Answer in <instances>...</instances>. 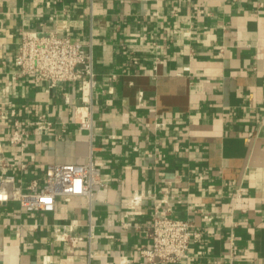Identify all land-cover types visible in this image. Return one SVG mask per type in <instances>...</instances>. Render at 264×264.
I'll return each instance as SVG.
<instances>
[{
  "label": "crops",
  "instance_id": "obj_1",
  "mask_svg": "<svg viewBox=\"0 0 264 264\" xmlns=\"http://www.w3.org/2000/svg\"><path fill=\"white\" fill-rule=\"evenodd\" d=\"M41 29L92 48L94 87L48 91L19 75L22 33ZM12 108L27 144H11L14 118L0 119V158L11 163L0 174L43 181L48 164L84 163L94 146L108 180L91 214L81 196L58 197L52 211L1 202L0 264H89V245L91 264H151L140 249L157 206L203 233L181 264H228L233 222L239 263L264 264V0H0V110ZM91 109L93 130L81 128ZM139 190L150 195L128 209ZM67 224L84 237L78 247L55 241Z\"/></svg>",
  "mask_w": 264,
  "mask_h": 264
},
{
  "label": "built area",
  "instance_id": "obj_2",
  "mask_svg": "<svg viewBox=\"0 0 264 264\" xmlns=\"http://www.w3.org/2000/svg\"><path fill=\"white\" fill-rule=\"evenodd\" d=\"M160 44L156 48L160 49ZM154 68H157L159 56L153 53ZM135 63L139 62V57H135ZM16 64L19 68V75L31 77L35 81H43L47 84V90L63 85L70 81H88L90 87H94L95 69L94 53L91 47H87L81 40L72 38L69 35H62L56 31L35 30L23 31L22 39L16 54ZM112 75L111 79H115ZM1 90L11 91L10 82L6 81ZM141 96L143 93L141 92ZM16 108L8 112L0 110V119L9 121L10 117L14 120L10 127L9 141L11 144L26 146L27 132L21 128L20 121L16 117ZM39 132H48L52 122L46 119V114H40L36 121ZM158 122L157 125H163ZM81 128L93 130L92 109L86 119L80 122ZM65 130V129H64ZM96 148L91 147L89 158L84 163L63 164L51 163L45 169V179L38 178L31 180L29 184L23 186L18 183L13 174H0V203L10 199L17 200L22 209L27 211H52L56 207L58 197L66 201L73 197L81 196L87 201V209L91 214V204L97 187H105L107 180L103 177V172L96 160ZM0 164L11 165L4 160ZM28 164L22 163V168ZM5 188H8L6 190ZM150 195L147 190H139L133 194L126 207L133 209L143 202L146 196ZM239 195V194H238ZM176 202H182L179 194H171ZM236 198V197H235ZM168 192L164 195L161 202L171 201ZM160 202V203H161ZM212 216H208L211 220ZM237 223L233 222L228 247V264H240L241 256L238 235L235 232ZM90 239L93 238V224L89 223ZM74 225H64L54 228L55 241L62 242L71 247H78L84 240L81 234L74 235ZM146 235L150 240V246H143L140 255L151 264L174 263L181 264L189 255V248L192 243L202 240L203 233L197 229L189 218H177L171 213V207L161 209L155 208L151 222L146 228ZM97 256L91 245L88 249V258L91 262ZM50 260H45L48 264ZM89 262V264H91ZM51 264H59L58 262Z\"/></svg>",
  "mask_w": 264,
  "mask_h": 264
}]
</instances>
